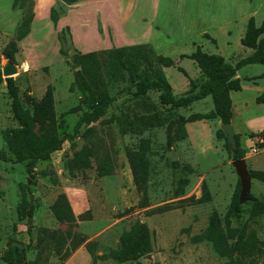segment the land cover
I'll return each instance as SVG.
<instances>
[{
    "label": "rangeland",
    "instance_id": "obj_1",
    "mask_svg": "<svg viewBox=\"0 0 264 264\" xmlns=\"http://www.w3.org/2000/svg\"><path fill=\"white\" fill-rule=\"evenodd\" d=\"M6 1L0 0V9ZM23 2V6L13 8V19L7 29L0 31V148L3 149H7L4 132L18 125L10 110L6 68L14 71L12 78L25 108H30L24 98L26 92L39 99L51 85L55 113L61 120L58 132L62 134L70 131L77 114L87 109L82 102L83 93L75 84V71L79 69L73 63L75 53L148 44L154 52L173 58L174 64L163 67V73L172 92L175 89L174 94L178 95L183 93L184 79L200 76L192 65L194 61L181 54H190L196 45L213 52L219 48L239 54L242 48L238 36L244 32L249 16H254L257 24L264 20V0H77L71 5L61 0ZM47 5L64 9L55 26L43 15ZM35 9L43 17H38L31 29ZM27 14H32L30 31L17 42L15 62H11L1 50L15 38L17 26ZM221 23L226 24L229 34ZM98 56L103 60L102 55ZM258 69L253 66L242 73ZM96 73L102 77L101 86L106 84L104 66L96 69ZM107 85L110 91L117 87ZM254 91V87H246L241 94L242 103L249 110L244 120L256 114ZM78 104L80 110L69 111ZM211 109L212 100L207 97L174 111L175 115L188 116ZM145 116L152 119H144ZM174 118L168 106L158 103L156 93L145 97L124 93L117 96L100 120L82 126L80 133L65 141L48 160L38 161L32 177L21 163L0 161V264H7L3 255L15 252L24 255L19 264H91L85 243L95 241L94 252L101 255L116 246L121 232L135 220L145 222L152 231V251L137 260L105 259L97 264H223V258L208 242H193L191 237L206 228L213 211L224 225L223 217L239 180L232 164L233 152L226 147L223 137L215 135L220 129L218 118L206 119L200 127L190 125L183 139L178 137ZM262 130L260 127L234 130L237 135L234 153L238 151L239 158L245 161L250 176L252 170L264 172V147L259 146L264 143V136L259 134ZM144 145L149 160L145 206L139 204L143 191L133 182L126 154L127 150L137 151ZM84 146L93 150L91 166L71 178L64 160ZM101 163L108 165V172L97 176L96 166ZM203 182L211 199L201 202ZM59 191L66 194L75 215L88 210L90 219L76 220L74 224L57 221L50 206ZM248 192L264 200V182L251 176ZM26 202L34 207L32 215L21 211ZM168 204L169 209L146 212ZM249 209L250 202L244 203L241 216L231 219V225L246 227L264 241V213L250 216ZM48 231H56L65 240L59 244L47 237ZM73 235L82 237L83 242L62 258ZM62 245L57 253V247ZM253 264H264V255Z\"/></svg>",
    "mask_w": 264,
    "mask_h": 264
},
{
    "label": "trees",
    "instance_id": "obj_2",
    "mask_svg": "<svg viewBox=\"0 0 264 264\" xmlns=\"http://www.w3.org/2000/svg\"><path fill=\"white\" fill-rule=\"evenodd\" d=\"M66 5H71L77 0H61ZM23 0H13L12 7L23 6ZM64 9L60 6H51L49 19L55 26ZM32 14L22 18L17 26L15 38L9 40L1 50V54L7 56L9 61L15 62L14 55L18 50L17 42L23 39L30 31ZM240 43L252 49L245 56L240 57L234 63L227 62L221 55L208 53L196 45L190 54H181V57L192 59L200 70L199 79L189 80V88L181 94L175 95L172 87L163 73V67L174 64L173 58L154 52L148 44H138L126 47L111 48L100 52L75 53L73 63L79 66L76 70L75 84L82 91V102L87 109L77 114L70 131L59 134L61 120L58 119L54 109V97L51 85H48L39 99H35L28 92L24 98L30 104L25 108L19 97V90L12 77L6 78V90L10 98V110L17 122V126L4 132V141L7 149L0 148V161L21 163L26 173L32 177L38 161L48 160L53 152L61 149L65 141L73 140L82 126H90L100 120L105 110L115 102L120 94H131L134 97H145L151 92L156 93L158 103L168 106L170 113L174 115V121L178 127V137L183 139L187 132L185 124L201 119L218 118L220 123H230L231 120V90L241 89L239 80L234 77L236 71L248 64H264V20L256 23L254 16H249ZM59 52L63 54L61 48ZM102 55L103 60H100ZM104 66L106 84L101 86L102 77L96 73V69ZM179 70L186 75L184 69ZM187 76V75H186ZM264 76V74H263ZM116 84L114 91H110L107 84ZM73 87V86H72ZM71 87V88H72ZM207 96L211 97L212 109L206 113L196 112L188 116L175 115L174 108L188 107L195 101ZM256 102L264 105V88ZM80 104L72 107L69 111L80 110ZM142 118V117H141ZM140 118V119H141ZM144 119H152L145 116ZM250 136L257 135L250 133ZM264 136V130L259 132ZM216 137H223L225 145L230 149L228 141L221 128L215 132ZM237 135L234 134L236 139ZM264 147V143L259 145ZM238 150V149H237ZM147 146L144 145L137 151L127 150V158L135 186L143 191L140 205L145 202V187L149 178V160L146 155ZM93 150L84 146L75 151L73 155L64 160V167L69 176L74 178L77 172H82L91 166ZM232 157L239 158L238 151ZM108 172V165L101 163L96 166L97 176H103ZM251 176L264 182L262 170H252ZM240 181L232 193L229 207L224 214V225L216 211H213L206 228L191 237L193 242L206 241L213 251L221 258L223 264H253L254 260L264 255V241L257 238L254 232L239 229L231 225V219L241 216L243 204L250 202L249 215L254 216L264 213V200L250 192L241 191ZM210 194L205 182L201 184V202L209 201ZM171 208V205L158 206L146 211L148 214L160 212ZM33 205L29 202L21 206V211L32 215ZM50 210L54 218L66 224H74L76 220L90 219L89 211L75 215L66 194L59 191L53 200ZM27 234L31 241V227L28 226ZM47 237L56 239L61 244L64 238L56 231H48ZM83 242V238L73 235L68 247L65 248L62 258L67 257L70 251ZM95 241H88L85 246L91 256V264H97L99 260L111 259L116 262L137 260L139 257L152 251V231L148 225L140 220H135L127 229H124L118 237L115 247L108 248L103 254L96 255L94 252ZM62 246L57 247L60 253ZM24 255L15 252V255L6 254L2 259L7 264H19Z\"/></svg>",
    "mask_w": 264,
    "mask_h": 264
},
{
    "label": "crops",
    "instance_id": "obj_3",
    "mask_svg": "<svg viewBox=\"0 0 264 264\" xmlns=\"http://www.w3.org/2000/svg\"><path fill=\"white\" fill-rule=\"evenodd\" d=\"M35 1L36 2H38V1L42 2L43 0H35ZM12 2H13V0H7L5 2L6 4L0 9V31H5L9 25V23H10L9 21H12V19H13ZM41 5H42V3L40 4L39 9H40ZM50 7H51V5H47L45 7L44 12H43V15L45 14L47 19L49 18ZM43 15H40L39 10L35 9V14H34V19H33V24L31 26V29H32L33 25L35 24L34 22H36V19H38V17L42 18ZM46 22L48 25V21H46ZM51 24H52V22H51ZM219 25L225 29V32H227L226 34H229L230 30L227 29L225 23H221ZM52 26H53V24H52ZM245 28H246V25H245ZM244 32H245V30H244ZM244 32L239 34L238 40L243 36ZM238 44H239L240 48H242V49L240 50V53L236 54V55H233V53L223 52L219 48H217L216 51L213 52L212 50L204 48L203 45H200V47L205 52L218 53L227 62L234 63L238 58L245 56V55H248L252 51V49L243 46L240 42H238ZM188 53H190V52H188ZM194 64L192 63L195 70L198 72V74H200V70H199L198 66L196 65L195 62H194ZM253 66H258L259 69L256 70L255 72L248 73V74L242 73L246 70L251 69ZM263 74H264V64H248V65H245V66L241 67L240 69H238L234 75V77L239 80V83L241 86V89H239V90H231L230 91L231 113H232L230 122H231V125L235 131H244V130H248L249 128H255V127L264 128L263 127L264 105L262 103H258V102L255 103L254 102L255 105L253 106V108H254L253 113H256V114H254L255 116H253L247 120H244V115L247 114L249 112V110L245 109L246 105H245V103H242V95H241L246 87H254L255 91L253 94V98H254L253 101H255L256 97L263 91V88H264V76H261ZM255 77H257V78H255ZM253 78H255V79H253ZM188 88H189V81H188V79H184L183 87H182L183 92L186 91ZM174 92H175V89L173 90V94H174ZM207 97H210V96H207ZM207 97H205L203 99H206ZM203 99H201V100H203ZM198 101H200V100H198ZM205 120L206 119H201V120H195L192 122H187L185 124V128L187 130V133H188L190 125L200 127L199 125H201V124L203 125Z\"/></svg>",
    "mask_w": 264,
    "mask_h": 264
},
{
    "label": "water",
    "instance_id": "obj_4",
    "mask_svg": "<svg viewBox=\"0 0 264 264\" xmlns=\"http://www.w3.org/2000/svg\"><path fill=\"white\" fill-rule=\"evenodd\" d=\"M5 57H7V56H5ZM13 72L14 71L12 68L4 69V75L6 77H12ZM220 128L226 136V139L228 141V144H229L231 151L234 153L236 142H235V138H234L235 133H234V130H233L231 123H225V124L220 123ZM232 164H233L235 171L237 173V176L239 178L240 185H241V191L247 192L249 190V184H250V177L251 176H250V173L248 172V170L246 168L245 161L242 158H235L232 161ZM27 221L29 224L31 223V216H28Z\"/></svg>",
    "mask_w": 264,
    "mask_h": 264
},
{
    "label": "built area",
    "instance_id": "obj_5",
    "mask_svg": "<svg viewBox=\"0 0 264 264\" xmlns=\"http://www.w3.org/2000/svg\"><path fill=\"white\" fill-rule=\"evenodd\" d=\"M263 127H264V123H263Z\"/></svg>",
    "mask_w": 264,
    "mask_h": 264
}]
</instances>
